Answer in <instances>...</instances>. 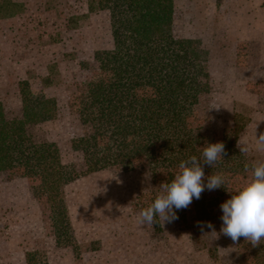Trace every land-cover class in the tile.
<instances>
[{"label": "rangeland", "instance_id": "374dc122", "mask_svg": "<svg viewBox=\"0 0 264 264\" xmlns=\"http://www.w3.org/2000/svg\"><path fill=\"white\" fill-rule=\"evenodd\" d=\"M12 1L19 7L0 18V105L9 117L21 113V81L29 83L33 98L52 101L48 121L28 131L59 148L73 243H56L48 205L31 171L0 173V264L241 263L253 246L220 233V206L208 221L218 235L196 226L191 204L171 222L157 217L153 226L137 223L161 191L164 173L142 159L109 162L133 146V138L116 135L112 116H96L108 131L101 168L92 171L72 149L71 139L85 133L83 117L91 111L77 85L95 75L94 54L113 49L109 12L89 11L90 0ZM166 6L172 24L166 36L191 40L204 54L185 67L209 87L193 107L192 133L204 143L225 140L234 114H240L248 121L237 144L247 141L249 151L243 154L237 146L239 157L264 160L255 146V135L264 133V0H169ZM239 187L231 181L220 205Z\"/></svg>", "mask_w": 264, "mask_h": 264}, {"label": "trees", "instance_id": "16d2710c", "mask_svg": "<svg viewBox=\"0 0 264 264\" xmlns=\"http://www.w3.org/2000/svg\"><path fill=\"white\" fill-rule=\"evenodd\" d=\"M168 1L89 2V11L109 12L113 39L112 50L94 54L93 68L82 63L84 69L90 68L95 75L77 85L81 101L91 111L83 117L85 133L73 137L71 146L82 153L92 171L101 168L100 161H106L108 156L105 154L107 126L96 120L101 112L116 120V135L133 138L130 153L122 152L109 162L119 160L124 164L130 159H142L155 171L164 173V183L174 179V170L181 161L191 156L201 158L206 144L217 143H204L199 134L192 133L193 107L209 87L185 67L204 54L191 40L166 36L172 25L167 17ZM18 7L12 0H0V18L12 16ZM19 94V115L7 116L0 105V173L28 169L36 176L49 208L55 241L67 246L73 243V236L59 148L54 142L36 140L28 131L29 126L48 121L53 103L45 97L33 98L26 81L19 82ZM247 121L248 118L234 114L230 136L218 141L225 145L226 155L213 167L203 165L205 177L219 174L224 185L213 191L205 189L198 200L193 198L190 211L196 223L217 217L231 181L239 182L241 187L249 177L250 173L244 169L250 162L237 153V140ZM243 258L239 264H264V241L246 251Z\"/></svg>", "mask_w": 264, "mask_h": 264}, {"label": "clouds", "instance_id": "9594fccd", "mask_svg": "<svg viewBox=\"0 0 264 264\" xmlns=\"http://www.w3.org/2000/svg\"><path fill=\"white\" fill-rule=\"evenodd\" d=\"M240 152L247 154V141H238ZM256 151L264 153V133L255 135ZM226 155L222 142L206 144L201 158L191 156L178 165V172L170 182L162 183L161 191L153 202L137 216L139 225L153 226L157 217L164 222L177 219V211L189 207L193 198L200 199L202 192L222 188L224 179L219 174L205 177L203 165L213 167ZM245 172L250 173L246 182L220 205L222 210V225L220 233L229 237L234 243L241 237L250 242L253 247L264 241V160L253 159L245 165ZM206 179V183L204 182ZM201 231L212 229L217 234L211 222H197ZM218 235V234H217Z\"/></svg>", "mask_w": 264, "mask_h": 264}]
</instances>
